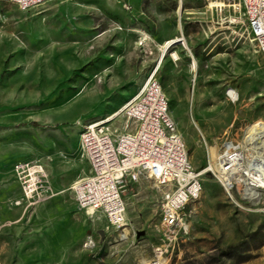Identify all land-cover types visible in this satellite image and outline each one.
Instances as JSON below:
<instances>
[{
	"label": "rangeland",
	"instance_id": "1",
	"mask_svg": "<svg viewBox=\"0 0 264 264\" xmlns=\"http://www.w3.org/2000/svg\"><path fill=\"white\" fill-rule=\"evenodd\" d=\"M165 36L183 40L160 60ZM152 76L197 171L226 137L264 139V58L244 13L221 18L204 0L0 1V264H264V198L234 201L212 174L174 238L166 187L151 179H126L121 229L73 190L44 200L81 179L84 126Z\"/></svg>",
	"mask_w": 264,
	"mask_h": 264
},
{
	"label": "built area",
	"instance_id": "2",
	"mask_svg": "<svg viewBox=\"0 0 264 264\" xmlns=\"http://www.w3.org/2000/svg\"><path fill=\"white\" fill-rule=\"evenodd\" d=\"M10 1L27 8L47 0ZM204 2L221 18L227 11L244 13L248 34L264 58V0ZM152 78L115 113L84 126L78 153L90 162L92 172L73 185L78 207L106 216L117 229L124 228L126 179H151L166 187L162 228L166 237L174 238L182 226V210L200 197L201 181L207 173L221 183L234 201L235 190L251 200L264 198V144L253 146L247 139L246 146V133L241 140L226 137L217 143L208 166L197 171L170 114L168 98ZM228 94L237 99L232 90ZM29 188L32 192V186ZM250 188L257 190L255 197L248 193ZM90 244L94 245L93 240Z\"/></svg>",
	"mask_w": 264,
	"mask_h": 264
},
{
	"label": "crops",
	"instance_id": "3",
	"mask_svg": "<svg viewBox=\"0 0 264 264\" xmlns=\"http://www.w3.org/2000/svg\"><path fill=\"white\" fill-rule=\"evenodd\" d=\"M174 37H170V36H165L163 37V39L161 40L162 43H159V46L160 47H164L165 43L169 40H172ZM176 38V37H175ZM79 146H80V139L78 140L77 144H76V153L79 155L78 151H79ZM79 160L80 162L82 163V166H84V168L82 169V172L81 174L79 175V177H85V176H88L91 174L92 172V167H91V164L90 162L86 159V158H82L80 155H79ZM76 181V180H75ZM69 190H73V184L65 189H56L55 188V191L51 194H48L47 196L44 197V200H50V199H55V197H58L60 195H62L63 193H65L66 191H69ZM74 191V190H73ZM73 197L76 201V197H75V193H73ZM77 203V201H76Z\"/></svg>",
	"mask_w": 264,
	"mask_h": 264
},
{
	"label": "bare ground",
	"instance_id": "4",
	"mask_svg": "<svg viewBox=\"0 0 264 264\" xmlns=\"http://www.w3.org/2000/svg\"><path fill=\"white\" fill-rule=\"evenodd\" d=\"M180 8H181V7H180ZM232 19H233L234 21L236 20L235 17H232ZM182 40H183L182 37H176V38H173L172 40L167 41V42L165 43L164 47H163L162 55H161V57H160V60L166 55L167 49H168L170 46H172V45H174V44H178V43H180ZM251 41H252V39H251ZM256 49H257V51L259 52V50H258L257 47H256ZM172 55H173V57H174L175 59H178V55H177L176 52H174ZM251 143H252L253 146H255V144L262 145V144H264V139L256 133V134L252 135ZM246 146H248V144H247ZM248 193H249L251 196L255 197V196L257 195V190H256L255 188H250V189H248ZM263 210H264V206H263ZM158 262H160V261H158ZM154 263H157V262H154ZM160 263H161V262H160ZM160 263H158V264H160Z\"/></svg>",
	"mask_w": 264,
	"mask_h": 264
},
{
	"label": "water",
	"instance_id": "5",
	"mask_svg": "<svg viewBox=\"0 0 264 264\" xmlns=\"http://www.w3.org/2000/svg\"><path fill=\"white\" fill-rule=\"evenodd\" d=\"M104 249L102 248L98 255H101L103 253Z\"/></svg>",
	"mask_w": 264,
	"mask_h": 264
}]
</instances>
